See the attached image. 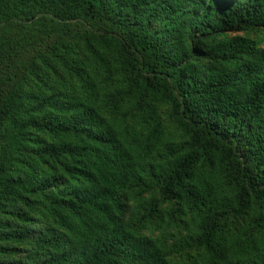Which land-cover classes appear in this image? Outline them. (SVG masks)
Segmentation results:
<instances>
[{
  "label": "trees",
  "instance_id": "obj_1",
  "mask_svg": "<svg viewBox=\"0 0 264 264\" xmlns=\"http://www.w3.org/2000/svg\"><path fill=\"white\" fill-rule=\"evenodd\" d=\"M0 264H264V0H0Z\"/></svg>",
  "mask_w": 264,
  "mask_h": 264
}]
</instances>
